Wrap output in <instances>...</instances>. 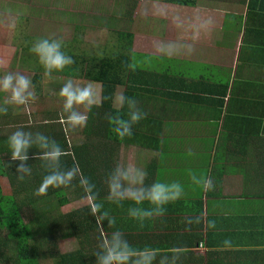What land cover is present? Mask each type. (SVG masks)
Masks as SVG:
<instances>
[{"label": "crops", "instance_id": "1", "mask_svg": "<svg viewBox=\"0 0 264 264\" xmlns=\"http://www.w3.org/2000/svg\"><path fill=\"white\" fill-rule=\"evenodd\" d=\"M4 3L10 9L21 5L19 20L11 14L0 19L1 63L8 62L14 74L40 63L31 51L35 43L58 39L74 66L50 75H84L83 62L113 61L135 67L140 87L153 85L135 89L133 110L162 123L145 143L137 136L122 143L87 136L86 123L72 129L64 122L63 105L49 111L61 119L71 146L87 144L95 159L104 160L96 174V202L89 197L87 204L100 205L93 243L100 247L118 232L132 250L154 251L152 264L162 257L167 264L173 257L175 264H264V0H0V17ZM209 18L211 25L201 27ZM44 22L67 25L52 37ZM69 79L79 84L80 78L63 77L56 86ZM88 82L99 87L98 107L101 84ZM119 89L123 96L125 87L116 90L115 109L122 108ZM86 108L75 106L88 117ZM26 113L11 114L28 127L41 119L40 112ZM143 124H134L135 130L145 131ZM129 166L146 175L140 181L132 173L136 182L123 181L125 189L179 184L182 194L162 206V215L146 199L111 198L110 177ZM205 179L212 181L210 190ZM132 209L153 214L134 218Z\"/></svg>", "mask_w": 264, "mask_h": 264}, {"label": "trees", "instance_id": "2", "mask_svg": "<svg viewBox=\"0 0 264 264\" xmlns=\"http://www.w3.org/2000/svg\"><path fill=\"white\" fill-rule=\"evenodd\" d=\"M101 62L99 64L81 63V71L84 75H41L40 73L45 72L41 63L27 64L30 68L35 66L31 73V81L36 84L34 88L36 97L40 92L39 82L43 77H50V79L75 77L101 84V103L98 107L86 108L88 121L84 125V131L87 136L96 134L117 143L127 142V136L121 138L114 131V123L110 122V118L113 121L117 119L125 120L130 116L133 109L129 108L127 99L120 109H115L113 104L119 86L125 87L123 97L135 101L136 93L139 94L135 89L140 87L137 70L130 64L121 65L120 62L113 61ZM66 66L69 70H72L74 65L69 64ZM122 71L129 73L122 74ZM147 84L152 85V83ZM149 86L140 88H150ZM148 93L155 94L153 91H148ZM7 109L6 114L0 113V264H96V254L101 251V247H98V244L93 243V239H90L91 231H98L97 215H92V206L86 205L81 209L66 211L65 213L61 208L68 206L72 199L82 200L91 197L96 202L98 196V177L96 174L100 172L99 167L105 164L104 160L95 159L87 144L85 148L71 146L66 130L61 125H55L61 119L51 117L57 115V113L40 112L44 119L28 127L27 122L23 123L19 117H12L11 113L13 111L8 107ZM95 116L97 120L94 118ZM155 121L151 115L143 118V126L145 127L143 132L135 130L136 127L133 124L132 135L129 136V139L132 140L137 136L142 138L140 139L142 143H145L150 135L154 133L151 130L162 125V123H154ZM137 124L139 125L140 121ZM17 130L31 133L33 137L37 133L42 134L50 141H56L60 146L64 155L60 157L59 169L61 171L72 170L75 173L71 184L64 187L65 192L69 191L71 193L70 198L67 197L65 192L62 195L60 194L61 187H49L46 195L38 196L35 194L38 188L35 189L32 186L25 185L29 182V174L25 175L22 181L18 179L19 174L16 172V166L20 162L10 163L11 150L8 146V138L12 135L11 132L14 133ZM41 151L35 144L29 149L27 164L31 169L30 175L38 171H44V176H46L51 170L49 162L39 158ZM4 181L8 184H5ZM41 182L39 185H41ZM51 197H54L57 202L50 203ZM35 205H40L42 212L36 214L37 206L34 207ZM25 206L29 207L33 214L28 219L25 218ZM101 216L103 224V214ZM91 217L92 224L89 223ZM60 233L64 237H75L79 248L76 251H62L60 241L63 237L58 238Z\"/></svg>", "mask_w": 264, "mask_h": 264}, {"label": "clouds", "instance_id": "3", "mask_svg": "<svg viewBox=\"0 0 264 264\" xmlns=\"http://www.w3.org/2000/svg\"><path fill=\"white\" fill-rule=\"evenodd\" d=\"M212 23L211 19L204 20L201 27L207 28ZM63 43L58 39H43L33 45L31 51L35 53L40 63L45 69V74L50 75L54 70L61 71L66 65L73 63L72 57L66 55L62 49ZM165 51L166 49H160ZM32 81L24 75L8 73L0 78V92L8 93V97L4 100V105H27L30 100H35L36 95L31 91ZM60 97L63 98V111L67 114L65 123L72 129L83 126L86 123V115L75 110L77 105H85L90 109L93 105L99 104V95L91 85L80 86L73 80L69 79L59 91ZM130 109H135L136 101L131 98L120 97L119 103L123 107L125 101ZM7 107H0V113H7ZM146 114L140 113L138 110H132L128 120L110 118V122L114 123V131L118 136L132 135L133 124L138 123L145 118ZM37 145L42 151L39 153V158L49 162L51 170L49 174L44 176L41 185L36 190V195H46L49 187L60 188L67 187L71 184L74 178V171H61L59 169V160L64 155L63 150L54 140H49L42 134L37 133L35 137L31 133H26L22 130H17L8 138V146L11 150L10 163L19 161L16 166V172L19 174L18 179L23 180L25 175L31 173V169L27 164L29 160L28 152L33 145ZM132 173H136L142 181L146 173L129 166L127 169L117 168L109 180V188L111 198L115 200L123 199L126 196L135 199L137 203L142 200H148L156 205L155 213L163 214V205L169 201L178 199L182 194L183 189L179 184L165 185L153 184L148 189H125L123 181L130 183L136 182L132 178ZM199 182V181H198ZM206 190H210L213 185L211 179L202 181ZM100 205H93L92 215H96ZM152 212L140 211L138 209L130 210V215L134 218L143 219L151 216ZM106 215V214H105ZM100 221L98 220V223ZM114 221H110V224ZM199 223V218L196 219ZM187 223H193L188 220ZM210 226L214 227L215 222H211ZM227 243V241H225ZM101 251L96 254V264H152L156 257V253L152 250L145 249L143 251L132 250L127 241L123 240L120 233H113L111 239H105L101 244ZM176 257H173L175 264ZM160 264H167V257H162Z\"/></svg>", "mask_w": 264, "mask_h": 264}, {"label": "rangeland", "instance_id": "4", "mask_svg": "<svg viewBox=\"0 0 264 264\" xmlns=\"http://www.w3.org/2000/svg\"><path fill=\"white\" fill-rule=\"evenodd\" d=\"M5 3H8V2H5ZM5 3H4L5 9L2 11V16L0 17V19L4 18V14H11V15H14L17 20H19L20 19V12H21L20 11L21 10V7H20L21 5H16L13 9H10V8H8L9 5L7 4V6H6ZM11 7H13V6H11ZM46 19L47 20H54V19L51 18V16H47ZM3 25H4V23H3ZM34 25L39 26L38 23H34ZM64 25H67V22H65V24L63 22H60V25H58L57 23L44 22L45 28L51 33L52 37H57L58 33L61 32L59 30V28L61 27L62 29H64ZM1 50L5 51L7 49H1ZM1 59L2 58L0 56V78H2L4 75H6L8 73L14 74L10 70L9 63L8 62L1 63L2 62ZM26 71L28 73H26ZM16 74H21V75L27 76L30 80L32 79V74L29 72V67L28 66L25 68V71L23 73H16ZM62 78H60V79H62ZM60 79L55 80L54 78L50 79V77H48V78H44L43 77V79H41V81L39 82V87H40V90L42 91L41 92L42 96L36 97L35 100H30L29 103L27 105H25L24 110H23V105H11V104L10 105H4V100L8 97L9 94L8 93H4V92H0L1 93V95H0V107L7 106L10 110L15 112L19 117H21V116L23 117L24 115H28L26 112L39 113V112H43V111L49 112L51 110L58 109L59 107H61V105H63V103H61V101H64L63 98L60 97V95H59V91H60L59 89H61L62 87H57L56 86L57 84L55 82V81H58ZM71 80H73V79H71ZM75 81H79V84L82 87L83 86H87V85H91L92 88L97 93H99L98 85L91 84V82H88L89 80H87V79H75ZM35 87H36V84L32 83V87H31L30 90L34 91ZM120 92H121V89H119L118 92H117V94H118L117 95V99L118 100L121 97V93ZM40 116H41V119L38 122H41L42 119H44V116L41 115V113H40ZM43 123H41V124H43ZM55 125L56 126L60 125V122L55 123ZM61 125H63V124H61ZM44 175H45L44 171H38V172H35V173L31 174V175L29 174L28 175V181L29 182H28V184H25V185L26 186H32L35 189L38 188L40 186L39 185L40 181H42L43 178H44ZM4 183L8 184V182H6V181H4ZM23 186H24V184H23ZM63 192H65V191H64V187L62 186L60 194L62 195ZM65 193H66L68 198L71 197V193L69 191H66ZM60 198H61V196H60ZM56 202H57V200L54 197H51L50 203H56ZM59 204H60V201H59ZM75 204H77V203H75ZM87 204H88V199H82V200L79 201V205H73V199H72L71 203L68 206H66L64 208H61V209L65 213L66 211L68 212V211H73V210H76V209H81V208L85 207ZM40 205H41V203H40ZM40 205H35L34 206V207L37 206V211L35 212L36 214L39 213V212H42V208L40 207ZM24 213H25V218H27V219L30 218L31 215H33L32 212H31V209L29 207H27V206H25ZM96 218H97V222H98V220L100 221L99 216H97ZM89 223L90 224L93 223L92 217L89 219ZM98 227H101L100 222L98 223ZM91 232H92L91 236H94V231H91ZM58 236H60L58 238H62L63 237L61 239V241H60V249L62 251H72L73 248H74L73 247V238L72 237H64V236H62V233H60ZM47 262H49V261H47Z\"/></svg>", "mask_w": 264, "mask_h": 264}]
</instances>
